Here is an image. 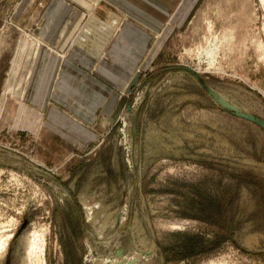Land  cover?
Segmentation results:
<instances>
[{
	"label": "rangeland",
	"instance_id": "1",
	"mask_svg": "<svg viewBox=\"0 0 264 264\" xmlns=\"http://www.w3.org/2000/svg\"><path fill=\"white\" fill-rule=\"evenodd\" d=\"M81 1L144 38L123 108L73 143L31 83L49 0H0V264H264V2L174 0L149 25Z\"/></svg>",
	"mask_w": 264,
	"mask_h": 264
},
{
	"label": "crops",
	"instance_id": "2",
	"mask_svg": "<svg viewBox=\"0 0 264 264\" xmlns=\"http://www.w3.org/2000/svg\"><path fill=\"white\" fill-rule=\"evenodd\" d=\"M71 1L49 0L41 15L29 17L26 25L31 21L29 29L37 36L33 39L38 70L31 78L37 103L47 112L51 121L48 126L76 143L72 135L96 137L90 126L97 122L98 114L111 117L123 108L125 99L121 93L126 86V67L130 65L132 72L140 63L144 36L142 28L126 18L121 19L98 4L91 10L81 0H73L89 9L91 22L82 25L83 11ZM103 1L149 25L155 24L158 11L169 16L175 8L174 0ZM157 1H163L160 7ZM100 20L120 24L112 36H105L103 29L108 25L98 24Z\"/></svg>",
	"mask_w": 264,
	"mask_h": 264
},
{
	"label": "bare ground",
	"instance_id": "3",
	"mask_svg": "<svg viewBox=\"0 0 264 264\" xmlns=\"http://www.w3.org/2000/svg\"><path fill=\"white\" fill-rule=\"evenodd\" d=\"M264 2V0H262ZM30 244L28 243L27 244V247L29 246ZM26 248V247H25ZM22 264H26L25 260H23Z\"/></svg>",
	"mask_w": 264,
	"mask_h": 264
}]
</instances>
